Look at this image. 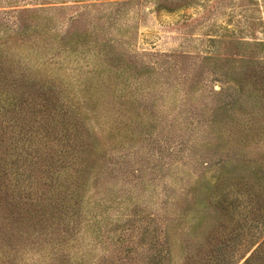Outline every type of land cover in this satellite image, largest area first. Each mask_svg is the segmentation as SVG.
Segmentation results:
<instances>
[{"label":"rangeland","instance_id":"374dc122","mask_svg":"<svg viewBox=\"0 0 264 264\" xmlns=\"http://www.w3.org/2000/svg\"><path fill=\"white\" fill-rule=\"evenodd\" d=\"M0 62L94 148L69 241L15 264H264V0H0Z\"/></svg>","mask_w":264,"mask_h":264},{"label":"trees","instance_id":"16d2710c","mask_svg":"<svg viewBox=\"0 0 264 264\" xmlns=\"http://www.w3.org/2000/svg\"><path fill=\"white\" fill-rule=\"evenodd\" d=\"M0 75L14 92L22 88L0 96V251L9 249L2 264H15L11 253L20 244L39 243L43 235L69 241L63 216L81 204L94 148L73 99L55 85L25 72L18 79L2 62Z\"/></svg>","mask_w":264,"mask_h":264}]
</instances>
